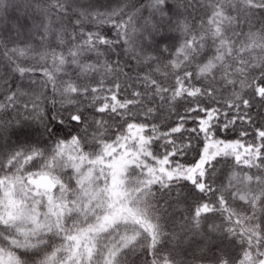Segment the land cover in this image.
<instances>
[{"label":"snow or ice","instance_id":"snow-or-ice-1","mask_svg":"<svg viewBox=\"0 0 264 264\" xmlns=\"http://www.w3.org/2000/svg\"><path fill=\"white\" fill-rule=\"evenodd\" d=\"M0 264H264V0H0Z\"/></svg>","mask_w":264,"mask_h":264}]
</instances>
